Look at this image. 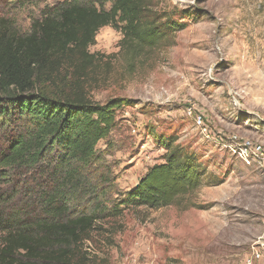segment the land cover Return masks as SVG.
Segmentation results:
<instances>
[{"label":"rangeland","instance_id":"obj_1","mask_svg":"<svg viewBox=\"0 0 264 264\" xmlns=\"http://www.w3.org/2000/svg\"><path fill=\"white\" fill-rule=\"evenodd\" d=\"M62 2L0 0V18L26 33ZM153 8L184 28L133 56L122 34L104 27L89 48L97 57L89 98L127 105L96 148L109 177L102 206L109 215L111 203L163 162L158 137L193 154L204 183L167 207L120 206L85 248L94 264H243L262 232L264 168L226 145L232 136L264 143V0H154ZM86 205L75 204L74 213L90 212Z\"/></svg>","mask_w":264,"mask_h":264},{"label":"trees","instance_id":"obj_2","mask_svg":"<svg viewBox=\"0 0 264 264\" xmlns=\"http://www.w3.org/2000/svg\"><path fill=\"white\" fill-rule=\"evenodd\" d=\"M153 2L63 0L26 33L0 18V264H94L85 244L101 230L99 221L121 215L120 206L173 205L203 185L194 155L158 137L163 162L111 203V215L102 206L109 177L96 148L127 105L89 98L86 82L97 60L89 48L104 27L118 30L133 56L184 28ZM85 202L92 210L74 213Z\"/></svg>","mask_w":264,"mask_h":264},{"label":"built area","instance_id":"obj_3","mask_svg":"<svg viewBox=\"0 0 264 264\" xmlns=\"http://www.w3.org/2000/svg\"><path fill=\"white\" fill-rule=\"evenodd\" d=\"M201 124L200 119L197 121ZM205 132L206 130L203 129ZM228 140L226 148L246 165L258 164L264 168V143L249 139L239 140L232 136ZM262 232L251 244L249 254L243 264H264V213L262 218Z\"/></svg>","mask_w":264,"mask_h":264}]
</instances>
